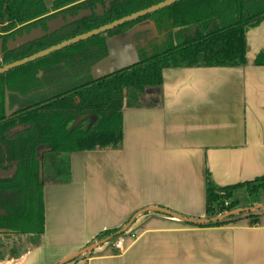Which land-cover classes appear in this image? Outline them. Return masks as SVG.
Returning a JSON list of instances; mask_svg holds the SVG:
<instances>
[{
	"label": "crops",
	"instance_id": "obj_1",
	"mask_svg": "<svg viewBox=\"0 0 264 264\" xmlns=\"http://www.w3.org/2000/svg\"><path fill=\"white\" fill-rule=\"evenodd\" d=\"M245 36L246 66L163 69L150 104L122 110L120 148L71 153L68 182L43 189L41 245L0 264H58L128 222L122 253L110 240L64 264H264V211L196 226L152 209L205 219L206 171L218 185L264 175V22Z\"/></svg>",
	"mask_w": 264,
	"mask_h": 264
},
{
	"label": "trees",
	"instance_id": "obj_2",
	"mask_svg": "<svg viewBox=\"0 0 264 264\" xmlns=\"http://www.w3.org/2000/svg\"><path fill=\"white\" fill-rule=\"evenodd\" d=\"M160 1L0 0L3 44L24 30L45 28V21L58 15L74 16L81 9L94 10L96 5L103 12H93L20 48L7 51L4 46L0 67ZM143 21L154 25L155 34L150 36V29H144L131 36L135 62L93 80L90 68L108 54L107 38L126 33ZM263 22L264 0H179L0 74V168L17 165L10 179H0V262L21 258L41 245L44 187L68 182L71 153L120 148L122 109L150 104L144 99L145 90L161 88L163 69L246 66V30ZM253 64L264 66V50L255 55ZM39 71H43L41 78L36 77ZM5 89L9 91L10 106L18 105L9 117L4 114ZM38 146L48 147L40 158H36ZM263 191L264 175L218 185L206 171L204 211L209 221L194 225L217 226L240 219L256 223L258 213L264 209L211 219L256 205L241 206L240 196L245 193L255 197ZM118 230L100 232L97 241L110 236L114 240Z\"/></svg>",
	"mask_w": 264,
	"mask_h": 264
},
{
	"label": "water",
	"instance_id": "obj_3",
	"mask_svg": "<svg viewBox=\"0 0 264 264\" xmlns=\"http://www.w3.org/2000/svg\"><path fill=\"white\" fill-rule=\"evenodd\" d=\"M177 1H179V0H162V1H160V3L151 5V6L147 7L146 9H143L141 11L126 15V17L113 20V21L109 22L108 24L102 25L99 28L92 29V31L76 35V37H74V38L63 40V41L59 42L58 45L48 47L46 49H43L40 52H37V53L32 54L30 56H26L23 59L10 62L7 65L0 67V74H5L8 72V70L23 66L28 62L34 61L36 59H40L44 56L49 55L50 53L58 52L59 50L65 48V47L76 44V42H78V41L91 38V37H93V35H97L100 33H105L107 31H110V29H113V28H115L119 25H122L128 21L136 20L138 18L143 17L144 15L154 13V12H156V11H158V10L168 6V5L176 3ZM93 12L100 14V15L103 14L102 9L100 8L99 5H97L94 10L81 9L74 16L66 14L65 16L58 15L56 18L48 19L44 23L45 28H43L42 26H37L35 28L30 29L29 31L24 30V32L21 35H15L13 38L7 39V41L4 44H3V40L0 39V52L2 53L4 46L6 47L7 51L8 50H14V49H17V48L24 46L26 43L41 39V37H43L45 35L53 34L54 32L58 31L59 29H61L65 25L72 24L75 21H78V20L85 18V17H90ZM140 31H142V30H140ZM134 54H135V50L124 52L123 50H111L109 47L108 54L104 58H102L99 61H97L96 63H94L93 66L90 68L91 78H93V80L94 79L95 80L101 79V78L110 76L112 73H115V72L121 71L125 68H128V66L132 65L135 62ZM2 56H3V54H1V57ZM8 94H9L8 90L5 89V91H4V97H5L4 110H5V114L7 116H9L11 113H13L16 109V107L9 109ZM15 169H16V166H14L11 169V171L0 170V178L11 177V175L14 173ZM260 208L264 209V205H259L257 207L252 206L251 208H243V209L237 208V209H234V211L224 213L220 216H217V218L211 219V220H217V219L225 218L228 216H233L234 214L241 213L243 211L248 212V211L260 209ZM152 209L157 210L159 212H162L164 214L167 213L169 215H172V216L176 217L177 219L181 220L182 222L185 221L186 223L200 224V223H205V222L209 221L208 219L195 220V219H191V218H188L185 216H180V215L175 214L174 212H171L167 209L153 208V207H152ZM129 225H130V222H128L126 225H124V227H122L121 229H119L117 234L120 235L123 232H125ZM112 238L113 237L110 236V237H106L104 239L98 240L97 242L92 243L91 245L82 248L81 251H78V252L68 256L63 261L59 262L58 264L67 263L70 260H72L73 258L80 256L81 254L93 251L99 245L112 240Z\"/></svg>",
	"mask_w": 264,
	"mask_h": 264
},
{
	"label": "rangeland",
	"instance_id": "obj_4",
	"mask_svg": "<svg viewBox=\"0 0 264 264\" xmlns=\"http://www.w3.org/2000/svg\"><path fill=\"white\" fill-rule=\"evenodd\" d=\"M144 29H150V36H153L155 34V29H154V25H152L149 21H143L141 23L136 24V26L127 31L126 33H122L116 36H112L110 38H107V43L110 47L111 50H123L124 52L127 51H133L134 50V45L133 43H131V36L135 33L138 32L140 30H144ZM249 32V31H248ZM250 48H248L247 46V53H250ZM151 88L146 89V91H149ZM240 203L241 206L243 205H251L252 203H256V205H253L254 207H257L259 205H262V203H264V191L261 192V194L259 196H251L250 198L247 196V194L243 193L240 196ZM251 208V207H248ZM243 209V208H240ZM255 210H262L260 209H255ZM244 213H247L245 211H243ZM241 212V213H243Z\"/></svg>",
	"mask_w": 264,
	"mask_h": 264
},
{
	"label": "flooded vegetation",
	"instance_id": "obj_5",
	"mask_svg": "<svg viewBox=\"0 0 264 264\" xmlns=\"http://www.w3.org/2000/svg\"><path fill=\"white\" fill-rule=\"evenodd\" d=\"M97 6V5H96ZM96 8V7H95ZM94 8V9H95ZM42 74H43V71H39L37 74H36V77L37 78H41L42 77ZM8 93H9V91H8ZM8 96H9V94H8ZM4 103H5V98H4ZM14 107H16V109H15V111L13 112V113H15L17 110H18V105H16V104H13L12 106H10V100H9V109H12V108H14ZM124 109V108H123ZM122 109V110H123ZM13 113H11L10 115H12ZM4 114H5V110H4ZM6 115V114H5ZM9 115V116H10ZM7 116V115H6ZM9 116H7V117H9ZM48 149V147H46V146H38L37 147V152H36V158H40V156L44 153V151L45 150H47ZM14 166H16V169H15V171H14V173L11 175V177L16 173V171H17V165L15 164V163H12L11 164V166H9L7 169L6 168H0V170H4V171H11V169L14 167ZM11 177H9V178H0V179H2V180H7V179H10Z\"/></svg>",
	"mask_w": 264,
	"mask_h": 264
},
{
	"label": "built area",
	"instance_id": "obj_6",
	"mask_svg": "<svg viewBox=\"0 0 264 264\" xmlns=\"http://www.w3.org/2000/svg\"><path fill=\"white\" fill-rule=\"evenodd\" d=\"M111 245L118 253H122L125 250L122 235L115 237V239L111 241Z\"/></svg>",
	"mask_w": 264,
	"mask_h": 264
}]
</instances>
